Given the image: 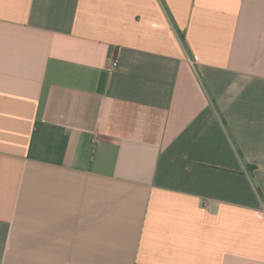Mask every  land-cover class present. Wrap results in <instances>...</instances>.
<instances>
[{
	"label": "crops",
	"instance_id": "1",
	"mask_svg": "<svg viewBox=\"0 0 264 264\" xmlns=\"http://www.w3.org/2000/svg\"><path fill=\"white\" fill-rule=\"evenodd\" d=\"M0 264H264V0H0Z\"/></svg>",
	"mask_w": 264,
	"mask_h": 264
},
{
	"label": "built area",
	"instance_id": "2",
	"mask_svg": "<svg viewBox=\"0 0 264 264\" xmlns=\"http://www.w3.org/2000/svg\"><path fill=\"white\" fill-rule=\"evenodd\" d=\"M116 66H117V64H116V62H114V63H113V67H116Z\"/></svg>",
	"mask_w": 264,
	"mask_h": 264
},
{
	"label": "trees",
	"instance_id": "3",
	"mask_svg": "<svg viewBox=\"0 0 264 264\" xmlns=\"http://www.w3.org/2000/svg\"><path fill=\"white\" fill-rule=\"evenodd\" d=\"M253 168L252 167H249V170H252Z\"/></svg>",
	"mask_w": 264,
	"mask_h": 264
}]
</instances>
